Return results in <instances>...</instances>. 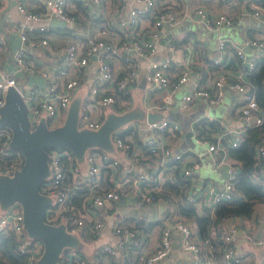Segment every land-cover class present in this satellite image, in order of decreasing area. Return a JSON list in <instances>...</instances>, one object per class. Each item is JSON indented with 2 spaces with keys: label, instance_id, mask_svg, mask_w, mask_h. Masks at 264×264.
Instances as JSON below:
<instances>
[{
  "label": "built area",
  "instance_id": "1",
  "mask_svg": "<svg viewBox=\"0 0 264 264\" xmlns=\"http://www.w3.org/2000/svg\"><path fill=\"white\" fill-rule=\"evenodd\" d=\"M249 1L251 13L264 20V3ZM79 2V5L88 7V10L85 9L95 17L92 20L95 24L94 34L66 39L62 67L53 68L35 64L25 55L24 46L39 43L42 49L52 51L45 36L50 21L58 17L74 24L75 17L68 10V6L74 3L72 0H16V7L24 15L26 23L20 26L22 45L12 53L16 68L10 72L0 70V106L5 101L7 87L14 86L27 104L33 125L42 116L48 125L55 123L70 100L73 89L82 83L87 65L92 59L97 65V75L87 88L91 101L100 107L113 106L120 94L129 95L135 86L139 63L150 59V55L158 50L161 27L166 20L174 24L185 16H196L210 28L230 26L241 20L239 14L209 11L200 4L190 7L186 0L181 3L178 0H118L109 13L102 11L105 0ZM38 4H42V7L34 8ZM33 32H37L35 37L29 35ZM243 44L257 48V52L248 55ZM225 45L224 39L216 42L220 49ZM232 48L240 62V71L232 75L227 60L214 56L211 60L219 63V71L212 82L206 85L194 83L182 94L179 105L185 108L197 98H204L210 104L218 103L223 99L225 86L235 92L237 105L234 113L236 119L241 120V125L235 128L216 125V128L210 129L209 121L213 119L198 118L192 127L195 140L205 143V153L210 154L213 168L219 171L223 166L221 183L203 178L204 182L198 184V169L202 164L200 155L188 156L187 152L173 149V138L178 137L180 127L176 121L167 117L154 121L146 118L144 121L134 120L128 127L112 135L116 147L142 155L152 174L132 163L124 165L118 157L99 148L86 151L83 166L75 161L68 149H47L49 175L41 182L40 191L54 193L55 216H65L75 226L88 224L102 238L100 253L109 258L112 264L127 252H137L141 233L150 228V221L138 214L132 215L131 223H127L123 216L114 218L108 211L111 205L117 201L124 202L129 196L133 197L136 207L162 201L166 208L156 246L151 252L140 255L142 261L137 264H156L168 256L173 247L172 228L178 232V245L193 253L191 264H214L216 255L212 251V238L215 239L217 228L210 226L209 237L196 239L191 220L182 216L178 206H191L197 213L208 209L212 214L217 204L238 193L235 187L237 169L229 158L227 144L238 145L247 126L258 125L263 121L262 107L241 70L252 68L256 60L264 55V34L247 37L242 43L233 44ZM169 49L172 47L169 46ZM172 61L173 56L168 54L149 62L146 74L148 85L143 99L146 111L153 107L158 110L168 107L174 91L189 79L194 63L183 62L172 67ZM15 71H37L44 77V84L39 88L25 85L16 78ZM155 92L162 93V103L151 102ZM80 121V124L90 128H97L101 124L100 117L91 115L87 110L81 112ZM127 128L129 131L120 135ZM11 137L9 128L0 127V175H11L23 163L20 151L10 148ZM256 158L255 163L264 162V136L256 145ZM120 169L122 172L117 175ZM175 170L186 179L183 191L179 196L164 198L159 193L162 183L165 179H172ZM104 171L110 173L109 186L102 184ZM259 171L264 174V167L259 166ZM78 189L86 190L87 201L82 206L69 199L70 191ZM225 217L218 220H224ZM252 217V226L243 228L242 233L252 247L264 246V214L254 211ZM22 218V209L18 203L0 210V232H11L17 241L18 251L26 253V264H35L42 245L36 244V240L28 236ZM218 229L221 255L225 263L253 264L254 253L236 246L239 230L236 224L227 228L220 225ZM108 263L104 261L100 264ZM56 264H84V258L77 250L68 248L58 257Z\"/></svg>",
  "mask_w": 264,
  "mask_h": 264
},
{
  "label": "crops",
  "instance_id": "2",
  "mask_svg": "<svg viewBox=\"0 0 264 264\" xmlns=\"http://www.w3.org/2000/svg\"><path fill=\"white\" fill-rule=\"evenodd\" d=\"M182 1L183 0H178L179 3H181ZM186 1L190 7L200 4L209 11H213V12L226 11L229 13L239 14L241 16V20L233 24V26L230 25L231 27L225 26V30H227V33L218 34L214 42L212 41L214 31L211 30L214 28H210L196 16H189V17L199 21L204 25V26L201 25L199 27L200 33H198L196 30L187 28L185 30H182L177 36H174L172 32L170 30L167 31L165 25H163L160 31L161 37L158 42V50L150 55L149 57L150 59H147L146 61H141L139 63L135 86L133 87L132 90H130L131 92L128 95L129 96L128 99L122 96H118L119 104H121L124 107L121 108L120 110L116 109L114 105L106 106V107L97 106L95 102L91 101L88 98L87 88L97 75V65L93 59L90 60V62L87 65V72L83 75L82 83L73 89L71 98L68 101L66 107L63 109V113L59 115L55 120V123L50 126H55L63 122L67 114L68 108L73 102H77L78 105L77 125L80 128L81 127L87 128L86 126L80 124L81 122L80 114L83 110L89 111L93 116H99L101 119V123L104 121L107 113L109 112L121 113L126 110H130L134 108L135 109L138 108L143 112H146L145 101L143 99H144V90H146V87L148 85V79L146 74L150 67L149 62L155 59L162 58L168 54H171L173 56V61L171 64L172 67L178 66L183 62L189 63L191 61L192 63H194V66L191 69V74L189 76V79L186 80L181 87H178L176 91H174L172 101L168 105V107L162 108L161 110H158L156 107L150 109L153 111L161 112L163 116L169 118L170 120H174L179 124L180 129L177 133L178 137L173 138L174 141L173 145L177 144V141H183L185 137L192 135V127L194 125V121L197 120L198 118H206L208 120L213 119L215 120V122H217V126L220 125L222 127L226 126L229 128H235L236 126L241 125L242 123L241 120L236 119L234 113L235 107L237 105L236 94L233 91V89L229 88L228 86L224 87L225 91H224L222 103L210 104L204 98H197L193 100L187 107L182 108L179 106L180 100L179 102H177L176 98L182 96V94L189 87H192L194 83H202L204 85L210 84L212 82V78L219 71V68L211 65L209 59L213 58L214 56H218L220 60L221 59L224 61L227 60L228 62L229 57L232 56L233 54V48H232L233 44H240L247 37L259 36L264 34V20L254 16L251 13L252 7L250 5L249 0H186ZM72 2L74 4L71 3L68 6V10L75 17L74 24L72 26H57L50 21L49 28L45 32V36L47 37L52 47V51L42 49L41 46H39V43H35L34 45L27 44L26 47L24 46L25 55L31 58L35 62V64L39 66H46V67L49 66L53 68L62 67V64L64 62L63 46L65 45L66 39L70 37H76V38L84 37V34H90V35L94 34L95 24L92 20H94L95 17H93L92 12L87 11L88 7L79 5L80 3L79 0H72ZM117 2L118 0H105V3L103 4L102 7L103 9L102 11L109 13L113 9V7L117 4ZM40 7H42V4H38L34 6V8H40ZM24 23H26V19L24 18V15L18 11L16 7V0H0V70H2L3 72H10L16 68L15 62L12 58V53L15 50V48L22 45L19 33H20V26ZM175 24L176 23H174L173 25ZM236 24H239V26L234 27V25ZM218 39L226 40V45L223 49H220L216 46V42ZM169 46L172 47L171 50L169 49ZM243 48L248 55L249 53L257 52V48L250 47L245 44H243ZM239 71L240 68L236 70V72ZM241 71L243 72V70ZM14 73L16 75V78L25 85L39 88L42 87L44 84V77L37 71H32V72L15 71ZM161 94L162 93L160 92L159 93L155 92L154 96H152L151 102L156 104L162 103ZM219 104H223V110L221 114H219L218 112L219 107H216ZM178 109L183 113L196 114L195 117L190 119L191 121L189 127H184V123L177 116L176 113ZM27 114L30 120L28 107H27ZM41 118L44 117L43 116L39 117L38 121ZM144 118L141 119L131 118L125 121L126 122L125 124L122 123L119 124V126H117L110 133V140L112 146L110 149L106 151H108L115 157H118L120 160H122L124 165L132 163L139 169H142L148 172L149 174H152V170L150 169L149 164L145 163V161L142 159V155L138 153L134 154L131 153L130 151H126L124 149H120L116 147L112 139L113 133L121 131L124 128L128 127L134 120L144 121ZM31 124L32 126L35 125V124L33 125V123ZM214 128L216 127L211 125L210 129H214ZM91 129H96V128H91ZM187 131L190 132L189 135H186ZM202 144L205 146V143ZM88 149H86V151ZM86 151L84 152L82 160H78L74 155V153L70 150V152L74 156L75 161L82 166L85 164ZM179 151L187 152L188 156H191V154L200 155V153L191 150L190 147ZM204 154H206L208 158L211 159V156L210 154H208V152L207 153L204 152ZM146 157L150 158V155H147ZM152 158L154 160V156H152ZM261 166L264 167V162L261 164ZM121 172L122 170L120 169L117 175ZM217 172L218 174L216 176L210 175L212 179L209 176L203 177L200 176L199 174L200 179L198 180V184H202L204 182L203 178H207L208 180H211L217 184L221 183L220 181L224 175L223 166ZM109 176L110 173H108L107 171L103 172L102 184L104 186H109L111 184V180ZM213 176L217 178H214ZM123 188H126V186H123ZM45 194L51 197L50 203H48L45 206V213H44L45 220L56 224L63 223L66 229L71 233H73L79 239V243H80L79 246L64 247L60 251L59 256H61L64 253V251L66 252L68 248H71L77 250L79 252V255L84 258V264H100L101 262L104 261H106L107 263L109 262L108 264H112L109 258H107L105 255L100 253L99 248L102 238L98 236L97 233H95L94 230H92L88 226V224H85L86 228L88 227L91 231L95 233L94 234L95 237L91 240H81V237L76 233V231L72 227V225L74 224L70 223L65 216L54 215L55 206H56L54 197H52L50 193H45ZM86 201L87 200L85 199V192H84L79 202H74V203L78 206H82L83 202L85 203ZM165 209L166 208L164 207V203L162 201H152L140 207H136L134 205V199L132 196L126 198L124 202L117 201L114 205L110 206L108 210L110 214L114 218L123 216L125 218V222L127 223H131L132 215L134 214H138L140 217L147 218L150 221V228L141 233L140 246L138 247L137 252L132 250L125 254L126 257L129 254L132 257L134 253H138L139 254L138 261L135 264L141 263L142 259L140 258V255L151 252L156 246L159 238L160 226L161 223L164 222ZM0 210H4V209L0 207ZM254 211L260 214H264L263 204L256 203ZM203 212L204 210L199 212V214ZM94 214H96V212ZM182 216L191 220L194 237L196 239L201 238L195 220L192 217L183 214ZM253 222L254 220L253 217L251 218V215L241 216L234 214V215L226 216L224 220L213 221L210 226L217 228L214 238L218 240L219 236L217 234H219L218 227L220 225L221 227L227 228L232 224H236V226L239 229L238 241L236 243V246L239 249L251 250L254 253L253 264H264V255L259 257L257 250L255 249L259 247H252L251 243L245 239L244 233H242L243 232L242 229L245 228L246 226H252ZM171 231L173 237L172 250L164 260L156 264H191L193 260V253L190 250H185L181 248L179 245H177L178 232L174 228H172ZM32 239L36 240V244H41L43 250L42 241L39 239H34V238ZM245 242L249 244V246L245 245ZM213 250H214L213 253L216 255L214 264H226L222 258L220 246L218 245L217 247H213L212 251ZM41 253L42 251L37 255L36 259L40 256Z\"/></svg>",
  "mask_w": 264,
  "mask_h": 264
},
{
  "label": "water",
  "instance_id": "3",
  "mask_svg": "<svg viewBox=\"0 0 264 264\" xmlns=\"http://www.w3.org/2000/svg\"><path fill=\"white\" fill-rule=\"evenodd\" d=\"M51 22L57 26L73 25L72 21L58 17H53ZM77 111V102H73L62 123L50 126L41 118L32 126L26 104L14 86L7 87L5 101L0 106V127L11 130L10 148L19 150L23 156L20 168L11 175H0V207L5 209L13 203L21 206L26 233L43 244L35 264H56L64 247L80 245L79 239L63 223L45 220V206L50 203L51 197L40 191V185L49 175L47 149H68L78 160H82L88 148L110 149V133L119 124L131 118L145 117L154 121L165 117L159 111L143 112L138 108L121 113L109 112L98 128L91 129L78 127ZM189 134L187 131L186 135Z\"/></svg>",
  "mask_w": 264,
  "mask_h": 264
},
{
  "label": "trees",
  "instance_id": "4",
  "mask_svg": "<svg viewBox=\"0 0 264 264\" xmlns=\"http://www.w3.org/2000/svg\"><path fill=\"white\" fill-rule=\"evenodd\" d=\"M264 3V0H255ZM35 33H29L30 36L35 37ZM189 37V36H188ZM211 65L218 67L219 63H214L211 59ZM227 67L232 71V75L240 68V62L233 53L229 57ZM244 79L253 91L257 101L263 110V121L258 125L247 126L244 137L239 141L238 145L232 146L227 144V152L232 164L236 166L237 178L235 180L236 193L232 198L221 201L212 214L208 209L199 214L191 206L180 205L178 211L186 216L192 217L197 226L201 238L209 237L210 225L213 221H217L222 216L241 215L250 216L255 209L256 203H262L264 206V174L259 171V166L262 163H255L256 161V145L264 136V55L260 56L252 68H244ZM232 79V77H229ZM120 96L128 99V94H120ZM117 99L114 107L118 110L124 108ZM212 126H216L217 122L209 121ZM129 128L121 132L120 135L128 132ZM152 154V153H151ZM153 155V154H152ZM154 156V155H153ZM172 179H165L162 183V190L159 191L164 198L172 195L179 196L183 191L186 179L179 173L173 171ZM86 190L78 189L71 190L69 199L72 202H79L82 194ZM213 216V217H212ZM76 233L81 237V240H91L95 237V233L85 225L74 226ZM221 240L212 238L213 247L220 246ZM17 241L11 232H0V264H26V253L18 251L16 248ZM139 254L134 253L126 257L121 255L120 258L114 261V264H135L138 261ZM221 260V259H220Z\"/></svg>",
  "mask_w": 264,
  "mask_h": 264
},
{
  "label": "rangeland",
  "instance_id": "5",
  "mask_svg": "<svg viewBox=\"0 0 264 264\" xmlns=\"http://www.w3.org/2000/svg\"><path fill=\"white\" fill-rule=\"evenodd\" d=\"M164 25H165L166 30L167 31L170 30L174 36H177L182 30H185L187 28L196 30L198 33H200L199 27L201 25L204 26L199 21H197L193 18H190V17H186V16L183 17L181 20H179L175 25H173L172 23H170L167 20L165 21ZM237 26H239V24L234 25V27H237ZM226 27H231V26H226ZM211 30L214 31L213 37L211 36L213 42L215 41L216 36L218 34L227 33V30H225V26H221V27L214 28ZM180 97L176 98L177 102H179ZM218 103H222V101H220ZM216 107H219L218 112H219V114H221L222 110H223V104H219ZM176 114L180 118V120H182V122L184 123V127H189V124L191 121L190 119H192L193 117L196 116L195 113H183L179 109H178ZM125 123L126 122H123L122 124H125ZM172 147L175 150H184V149H187L188 147H190L191 150L200 153V159L202 161V164L200 165V167L198 169L200 176H203V177L209 176L211 178L210 175L216 176L218 174V172L213 168V160L209 159L208 156L206 154H204V152H206L205 146L203 144L199 143L198 141H196L194 136L190 135L188 137H185L183 141H177V144L172 145ZM214 178H217V177H214ZM221 181H222V179H221ZM217 182H218V179H217ZM50 194L52 197L55 196L54 193H50ZM245 245L249 246V244H247L246 242H245ZM255 249L257 250L259 257L264 255V246H261L259 248H255Z\"/></svg>",
  "mask_w": 264,
  "mask_h": 264
}]
</instances>
